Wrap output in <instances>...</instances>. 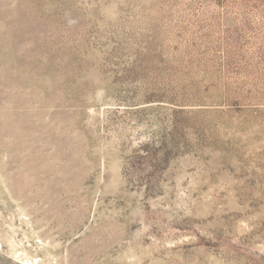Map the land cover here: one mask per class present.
I'll return each mask as SVG.
<instances>
[{
  "label": "rangeland",
  "instance_id": "obj_1",
  "mask_svg": "<svg viewBox=\"0 0 264 264\" xmlns=\"http://www.w3.org/2000/svg\"><path fill=\"white\" fill-rule=\"evenodd\" d=\"M0 264H264V0H0Z\"/></svg>",
  "mask_w": 264,
  "mask_h": 264
}]
</instances>
